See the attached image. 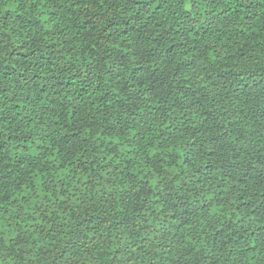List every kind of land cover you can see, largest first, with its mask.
Listing matches in <instances>:
<instances>
[{"label":"clouds","instance_id":"clouds-1","mask_svg":"<svg viewBox=\"0 0 264 264\" xmlns=\"http://www.w3.org/2000/svg\"><path fill=\"white\" fill-rule=\"evenodd\" d=\"M0 264H264V0H0Z\"/></svg>","mask_w":264,"mask_h":264}]
</instances>
